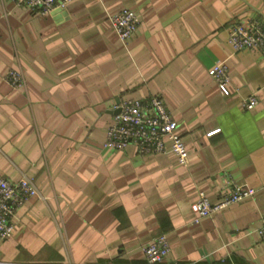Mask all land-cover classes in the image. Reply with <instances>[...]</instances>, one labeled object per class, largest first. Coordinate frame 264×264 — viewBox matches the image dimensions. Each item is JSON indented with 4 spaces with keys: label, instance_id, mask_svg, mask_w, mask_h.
<instances>
[{
    "label": "crops",
    "instance_id": "crops-1",
    "mask_svg": "<svg viewBox=\"0 0 264 264\" xmlns=\"http://www.w3.org/2000/svg\"><path fill=\"white\" fill-rule=\"evenodd\" d=\"M123 9L140 19L127 43L109 22ZM248 19L264 27L263 0H73L48 16L0 0V178L38 191L0 240V264H146L142 246L159 235L164 264H264V59L226 42ZM219 62L226 95L210 74ZM151 96L185 164L103 148L118 103ZM232 183L255 193L194 223L198 193L214 204Z\"/></svg>",
    "mask_w": 264,
    "mask_h": 264
},
{
    "label": "built area",
    "instance_id": "built-area-1",
    "mask_svg": "<svg viewBox=\"0 0 264 264\" xmlns=\"http://www.w3.org/2000/svg\"><path fill=\"white\" fill-rule=\"evenodd\" d=\"M11 1L34 16H48L56 10H64L73 0ZM109 22L119 41L127 43L137 30L140 19L134 10L123 9L110 16ZM226 42L234 53L257 49L264 59V27L254 20L248 19L230 27L226 33ZM210 74L219 90L226 95L229 75L225 62L215 64ZM5 78L14 88L23 86V77L18 71H8ZM257 102L252 94L243 101L242 108L252 110ZM115 109L118 112L107 129L103 148L120 151L134 146L140 156L171 153L178 164H185L188 152L184 141L158 96H151L146 100H122ZM254 193L252 188L232 183L226 192L220 194L218 201L212 204L203 192H199L197 199L191 204V211L196 215L193 222L197 223L232 204L250 199ZM37 195L33 181L27 177L16 182L0 178V240L11 237L17 224L18 210L29 198ZM257 232L264 242V223ZM142 252L146 264H164L170 252V243L165 235H159L146 242L142 246ZM168 264L178 263L173 261Z\"/></svg>",
    "mask_w": 264,
    "mask_h": 264
},
{
    "label": "water",
    "instance_id": "water-1",
    "mask_svg": "<svg viewBox=\"0 0 264 264\" xmlns=\"http://www.w3.org/2000/svg\"><path fill=\"white\" fill-rule=\"evenodd\" d=\"M117 112H118V111L116 110L115 114H117Z\"/></svg>",
    "mask_w": 264,
    "mask_h": 264
}]
</instances>
